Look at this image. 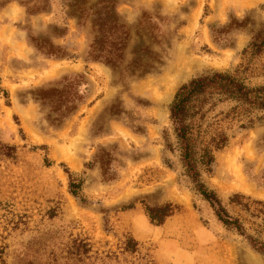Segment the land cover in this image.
<instances>
[{"label": "rangeland", "instance_id": "1", "mask_svg": "<svg viewBox=\"0 0 264 264\" xmlns=\"http://www.w3.org/2000/svg\"><path fill=\"white\" fill-rule=\"evenodd\" d=\"M117 1L127 25L147 13L163 18L169 34V46L155 48L162 64L141 79L86 59L89 27L68 15L65 0H0L6 264H264L220 226L163 139L166 131L174 143L168 108L181 85L242 63V50L264 30V0ZM253 67L246 83L264 84V57ZM218 127L228 143L203 181L224 204L235 193L264 201V113L251 128ZM66 168L83 181L79 198L69 192ZM141 202L179 210L155 226Z\"/></svg>", "mask_w": 264, "mask_h": 264}, {"label": "trees", "instance_id": "2", "mask_svg": "<svg viewBox=\"0 0 264 264\" xmlns=\"http://www.w3.org/2000/svg\"><path fill=\"white\" fill-rule=\"evenodd\" d=\"M65 1L68 15L76 19L78 26L89 27L88 61L102 63L119 76L138 79L162 64V57L155 48L163 52L170 39L160 16L143 13L138 23L131 27L119 16L117 0H99L93 4L92 0ZM241 56L242 63L234 71H212L192 78L176 90L168 108L174 143L169 141L166 131L163 139L168 151L178 153L183 175L193 191L207 203L220 226L241 237L252 251L264 256V201L235 193L224 204L202 179V172L211 171L214 153L228 143V136L218 125L228 121L241 129L251 128L257 115L264 113V84L249 86L245 81L247 74L254 72L253 62L264 57V30L242 50ZM3 94L7 93L3 91ZM220 105L230 107L210 117ZM218 116L222 119L216 120ZM3 148L7 151L5 156L15 157L14 147ZM34 148L46 149L45 146ZM44 162L46 166L51 165L46 157ZM64 172L70 194L79 198L83 181L67 168ZM141 204L149 223L155 226L162 225L179 210L171 203ZM135 246L133 241L127 242L129 251L133 252ZM5 251L6 245L0 236V264H6Z\"/></svg>", "mask_w": 264, "mask_h": 264}, {"label": "bare ground", "instance_id": "3", "mask_svg": "<svg viewBox=\"0 0 264 264\" xmlns=\"http://www.w3.org/2000/svg\"><path fill=\"white\" fill-rule=\"evenodd\" d=\"M171 90V89H170Z\"/></svg>", "mask_w": 264, "mask_h": 264}]
</instances>
